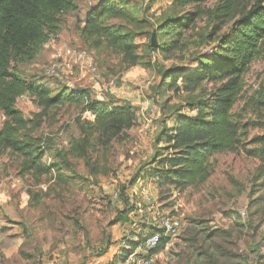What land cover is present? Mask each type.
<instances>
[{
    "label": "rangeland",
    "instance_id": "obj_1",
    "mask_svg": "<svg viewBox=\"0 0 264 264\" xmlns=\"http://www.w3.org/2000/svg\"><path fill=\"white\" fill-rule=\"evenodd\" d=\"M72 1L77 10L61 17L56 37L40 47L31 62H14L12 72L47 89L51 97L68 94L70 83L90 91L94 99L127 105L137 114V124L124 139L104 147L90 129L93 116L84 112L83 104L45 109L33 95L17 100L16 109L28 123L20 138L37 141L51 173L40 177L27 169L29 160L24 156L0 151V264H124L118 244L127 227L124 215L141 209L146 219L151 218V209L141 197L142 186L149 187L166 213L182 222V230L167 241L154 264H216L213 260L222 254L226 258L219 264L246 260L264 264L260 162L245 153L264 151V56L244 76L232 111L241 132V149L215 156L210 179L198 188L159 189L146 175L164 146L159 134L143 128L146 103H152L154 122L163 129L172 127L177 116L195 115L200 103L210 102L222 81H207L186 92L182 80L168 87V77L200 69L215 56V48L219 54L233 37V22L218 20L221 0L186 6L175 0ZM104 1H114L123 9L121 17L106 24L122 27L130 35L138 57L134 66L104 38L85 31L86 15ZM250 7V3L242 7L236 19ZM192 15L195 21L185 29ZM64 48L85 53L97 74L72 64L60 78L45 77V69ZM111 81L114 94L105 97L102 89ZM3 122L0 113V129ZM243 212L245 217L240 215Z\"/></svg>",
    "mask_w": 264,
    "mask_h": 264
},
{
    "label": "trees",
    "instance_id": "obj_2",
    "mask_svg": "<svg viewBox=\"0 0 264 264\" xmlns=\"http://www.w3.org/2000/svg\"><path fill=\"white\" fill-rule=\"evenodd\" d=\"M203 1L207 0H175L184 6ZM248 3L251 4L250 9L236 19ZM76 10L72 0H0V113L5 116L0 129V151L10 150L24 156L29 160L27 169L40 177L48 176L51 168L44 165L45 153L36 140L20 138V131L28 124L16 109L20 97L33 95L38 99V106L45 109L67 103L83 104L84 112L93 116L90 129L104 147L124 139L125 134L137 124L135 111L127 105L98 101L90 91L82 88L68 89L65 91L68 94L51 97L47 89L37 88L12 72L14 62H31L38 49L56 37L61 17ZM122 14L123 9L118 3L104 1L86 15L85 31L91 36L104 38L134 66L138 57L130 35L125 34L122 27L106 24ZM216 15L222 24L233 22L232 39L220 47L219 54V48H215V56L202 63L200 69L172 75L168 77L170 83L167 85L174 88L182 80V89L192 92L207 81L220 80L223 84L210 102L199 104L195 115H179L172 127L163 126L159 144L164 147L146 175L159 189L171 188L181 192L200 187L211 177L210 164L215 156L236 153L242 146L240 128L234 122L232 111L242 92L244 76L255 61L264 56V0H221ZM195 18L196 15H192L184 28H189ZM245 153L260 162L259 185L264 187V151ZM162 209L166 211L163 205ZM133 212L129 210V214L124 215L127 227L120 237L131 229ZM141 240V237L131 238L130 249L122 257L123 262L141 244ZM168 240H162L155 255L160 253ZM221 256L226 258V255ZM221 259H214L213 262L219 264ZM230 264L234 263L231 261ZM245 264L261 262L246 260Z\"/></svg>",
    "mask_w": 264,
    "mask_h": 264
},
{
    "label": "built area",
    "instance_id": "obj_3",
    "mask_svg": "<svg viewBox=\"0 0 264 264\" xmlns=\"http://www.w3.org/2000/svg\"><path fill=\"white\" fill-rule=\"evenodd\" d=\"M56 61L48 66L44 71V76L47 78H60L63 74V69H70L72 64H77L82 68L87 69L93 75L97 74V67L88 60L85 53L77 52L71 48H64L56 53ZM68 89L72 90L74 87L69 83ZM147 87V85H146ZM114 82H108L102 89L103 95L111 96L114 94ZM98 101H106V99L99 97ZM147 117L143 128L151 135L159 134L162 127L154 122L156 110L151 102L146 103ZM5 121V116L2 114ZM145 204H148L151 212V218L146 219L145 212L141 209L135 211L132 215V227L126 231L119 239V256L123 257L125 252L130 249L129 242L132 237H141V244L127 256L124 264H154L156 256L154 252L159 248L163 239H172L177 236L182 230V222L179 218L172 214H168L162 209L160 202L149 192L143 189L142 191ZM245 217V212L240 214ZM113 264V263H110Z\"/></svg>",
    "mask_w": 264,
    "mask_h": 264
},
{
    "label": "crops",
    "instance_id": "obj_4",
    "mask_svg": "<svg viewBox=\"0 0 264 264\" xmlns=\"http://www.w3.org/2000/svg\"><path fill=\"white\" fill-rule=\"evenodd\" d=\"M123 98H125L126 100H129V101H130L131 99H129V98H132V97H131L130 95H124ZM136 115H137V114H136ZM142 115H143V114H142ZM143 189H144L145 191H147V192H150V191H149V187H147V186H142V187H141V197L143 196V195H142V191H143Z\"/></svg>",
    "mask_w": 264,
    "mask_h": 264
},
{
    "label": "water",
    "instance_id": "obj_5",
    "mask_svg": "<svg viewBox=\"0 0 264 264\" xmlns=\"http://www.w3.org/2000/svg\"><path fill=\"white\" fill-rule=\"evenodd\" d=\"M153 44H154V39H153Z\"/></svg>",
    "mask_w": 264,
    "mask_h": 264
}]
</instances>
